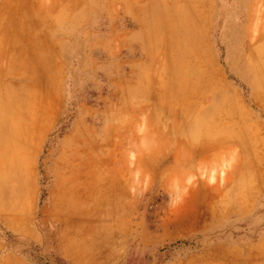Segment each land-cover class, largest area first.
Wrapping results in <instances>:
<instances>
[{"label": "rangeland", "instance_id": "1", "mask_svg": "<svg viewBox=\"0 0 264 264\" xmlns=\"http://www.w3.org/2000/svg\"><path fill=\"white\" fill-rule=\"evenodd\" d=\"M1 1L21 5L23 17L52 22L54 38L64 26L69 75L55 135L87 118L108 154L103 165L113 166L100 192L86 190L85 219L66 222L60 237L56 226L47 227L43 247L0 228L17 260L10 261L264 264V0L256 45L246 49L245 82L198 69L191 0ZM220 44L215 40L219 60ZM199 47L207 56L205 44ZM223 80L240 89L262 123L245 156L237 148L213 155L217 142L205 138L214 122L193 109L221 93Z\"/></svg>", "mask_w": 264, "mask_h": 264}, {"label": "crops", "instance_id": "2", "mask_svg": "<svg viewBox=\"0 0 264 264\" xmlns=\"http://www.w3.org/2000/svg\"><path fill=\"white\" fill-rule=\"evenodd\" d=\"M191 1V28L197 35L193 61L198 69L206 77L218 78L228 71L245 82L246 49L257 41L258 0H222L221 6L220 0ZM23 11L21 5H4L0 0V228L41 248L47 227L56 226L60 237L66 222L85 219L86 190H93V196L100 192L113 166L103 165L108 154L87 118L78 117L70 131L55 135L65 118L69 75L64 26L54 38L52 22L23 17ZM29 12L33 14V8ZM215 40L222 46L221 60ZM202 43L207 56L199 47ZM223 84L222 95L219 89L214 99L205 105L196 101L193 109L214 122L205 138L217 142L213 155L237 148L245 156L247 149L255 150L262 123L240 89L227 81ZM43 182L46 191L41 189ZM12 255L0 239V264H16L10 261H17Z\"/></svg>", "mask_w": 264, "mask_h": 264}]
</instances>
